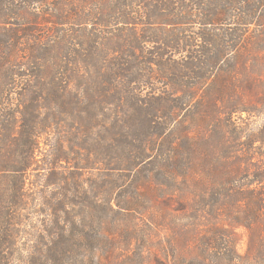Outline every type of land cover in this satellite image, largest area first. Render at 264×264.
Segmentation results:
<instances>
[{
	"label": "trees",
	"instance_id": "1",
	"mask_svg": "<svg viewBox=\"0 0 264 264\" xmlns=\"http://www.w3.org/2000/svg\"><path fill=\"white\" fill-rule=\"evenodd\" d=\"M11 20L0 264H264V0H0Z\"/></svg>",
	"mask_w": 264,
	"mask_h": 264
},
{
	"label": "rangeland",
	"instance_id": "2",
	"mask_svg": "<svg viewBox=\"0 0 264 264\" xmlns=\"http://www.w3.org/2000/svg\"><path fill=\"white\" fill-rule=\"evenodd\" d=\"M48 4H58V2L57 1H50ZM48 4L44 5V4L39 3V4L32 5V7H30V11H31L32 15H35V16L40 15L41 16L42 14H44V11H49L48 9L50 8L51 5H48ZM60 4H61V7L63 8V10L67 11L68 14H70V11H71L70 7H71L72 3H60ZM79 4L81 5V3H79ZM92 8L93 7H90V9H92ZM43 18L45 19L46 17L43 16ZM24 22H26V21L11 20V24L9 26H7L5 28V30L0 31V35H5L13 29H21V30L26 29L27 27H25V26H23L24 28H22V27H18V25H16L18 23L21 24ZM34 28L38 29L37 33L35 35L36 38L48 37L47 31L50 30V28L48 26L38 25V26H34ZM117 29L118 28L108 29V31L116 33V32H118ZM119 29H121V27ZM57 30L63 31L64 35H69L70 37H73L74 35H77L80 32H82V28L73 27V26H65L62 28H58ZM23 36H24V34H23ZM32 47H35V49H37L40 47V45L33 44ZM6 51L7 50H0V54H4ZM20 60H22V59H20ZM249 122L251 123L252 129L259 130L264 124V115L255 114L251 117V119H249ZM252 190H260V191L264 192V186L263 187L258 186V188H252ZM27 216H28V219H30V221H32V222L38 223L42 219L40 216H38L36 213H34L33 210L30 211L29 213H27ZM240 234H241V238H239L238 251L240 254L244 255L247 251L248 236H247V232H245V230H241Z\"/></svg>",
	"mask_w": 264,
	"mask_h": 264
}]
</instances>
